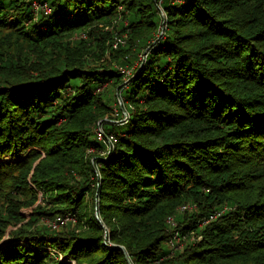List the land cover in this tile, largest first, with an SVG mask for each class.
I'll use <instances>...</instances> for the list:
<instances>
[{"label":"trees","instance_id":"obj_1","mask_svg":"<svg viewBox=\"0 0 264 264\" xmlns=\"http://www.w3.org/2000/svg\"><path fill=\"white\" fill-rule=\"evenodd\" d=\"M61 258L264 264V0H0V264Z\"/></svg>","mask_w":264,"mask_h":264},{"label":"built area","instance_id":"obj_2","mask_svg":"<svg viewBox=\"0 0 264 264\" xmlns=\"http://www.w3.org/2000/svg\"><path fill=\"white\" fill-rule=\"evenodd\" d=\"M33 5V8L35 10H42L43 12H48L49 11V7L48 5L43 2V3H40V2H36L34 1L32 3ZM115 45V44H114ZM126 113L123 115V119L122 121L120 120L121 123H123L125 120H126ZM94 133H95V136L97 138V140H102L106 143V154L105 156L110 153L111 149L113 148V145L114 143L116 142L117 140V137L114 133L112 132H106L102 126V122L99 120L96 125H95V128H94ZM104 156V155H103ZM185 207V206H182V208ZM69 220H74V215L72 213H69V214H66V215H57L55 216L53 219H48L46 220L47 224L49 226H51L52 228H56L64 223H66L67 221Z\"/></svg>","mask_w":264,"mask_h":264},{"label":"rangeland","instance_id":"obj_3","mask_svg":"<svg viewBox=\"0 0 264 264\" xmlns=\"http://www.w3.org/2000/svg\"><path fill=\"white\" fill-rule=\"evenodd\" d=\"M33 6V5H32ZM163 12V11H162ZM124 75L126 76V78L125 79H129V77H132L133 76V71H131L130 69H127V70H124ZM118 90L116 89V92H117ZM116 99H117V103L119 104V106H121L122 108H123V104H124V100H123V98H122V96H120L118 93H116ZM126 112L125 111H123V114H125ZM110 119V120H107V119ZM114 118V119H113ZM113 118H110V117H105L104 119H106V121L107 122H110V124H115V125H118L119 123H121L120 122V120L122 121V119H123V117L122 118H118V117H113ZM100 121H101V119H100ZM112 122V123H111ZM100 141H102V140H100ZM109 154H111V152L110 153H108L106 156L104 155V157H102V159L101 160H107L109 157H110V155ZM101 155L102 154H100V157H101ZM88 201L89 202H91V198L90 197H88ZM22 212H23V214L26 216V217H28V209H23L22 210ZM96 217H98V215L96 214ZM46 220L47 219H43V221L45 222V223H47L46 222ZM169 220V219H168ZM68 222V221H67ZM188 234V235H187ZM179 235H181V238L180 239H177V242H178V244L179 245H181V243H184V241H186L187 239H193V240H197L199 237H197V236H195L194 237V234H193V232L192 231H190L189 233H186V234H184V233H181L180 232V234ZM7 239H8V236H7V234L5 235V237H4V239H3V242H6L7 241ZM46 249H48V250H50L51 252H54V250L53 249H50L48 246H44ZM62 260H64V261H67V262H70L71 264H75V263H73L72 261H70V260H67L66 258H61Z\"/></svg>","mask_w":264,"mask_h":264},{"label":"water","instance_id":"obj_4","mask_svg":"<svg viewBox=\"0 0 264 264\" xmlns=\"http://www.w3.org/2000/svg\"><path fill=\"white\" fill-rule=\"evenodd\" d=\"M98 219L100 220V218L98 217Z\"/></svg>","mask_w":264,"mask_h":264}]
</instances>
